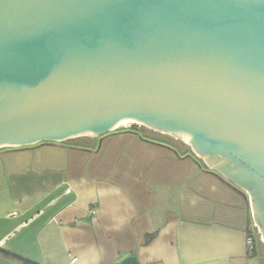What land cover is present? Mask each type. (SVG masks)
Returning a JSON list of instances; mask_svg holds the SVG:
<instances>
[{
	"label": "water",
	"instance_id": "1",
	"mask_svg": "<svg viewBox=\"0 0 264 264\" xmlns=\"http://www.w3.org/2000/svg\"><path fill=\"white\" fill-rule=\"evenodd\" d=\"M125 121L246 194L264 242V0H0V150Z\"/></svg>",
	"mask_w": 264,
	"mask_h": 264
},
{
	"label": "crops",
	"instance_id": "2",
	"mask_svg": "<svg viewBox=\"0 0 264 264\" xmlns=\"http://www.w3.org/2000/svg\"><path fill=\"white\" fill-rule=\"evenodd\" d=\"M176 141L122 128L1 149L0 264H264L248 196Z\"/></svg>",
	"mask_w": 264,
	"mask_h": 264
},
{
	"label": "rangeland",
	"instance_id": "3",
	"mask_svg": "<svg viewBox=\"0 0 264 264\" xmlns=\"http://www.w3.org/2000/svg\"><path fill=\"white\" fill-rule=\"evenodd\" d=\"M125 128H137V129H145V130H148V129H146V128L140 126V125H136V124H131L129 126H125ZM165 137L172 138L170 136H165ZM173 139H175V138H173ZM176 140H177L176 142H181L185 147H187L189 149V147L186 145L187 143L185 141H183V140H181L179 138H177ZM251 224H252V230H253L252 232H254L255 238H257V240L260 242V240H263L262 239L261 232H260L257 224L254 223V221H252ZM253 225H256L257 228H254ZM256 232H258L259 235L258 234L256 235ZM263 246H264V244H263Z\"/></svg>",
	"mask_w": 264,
	"mask_h": 264
},
{
	"label": "built area",
	"instance_id": "4",
	"mask_svg": "<svg viewBox=\"0 0 264 264\" xmlns=\"http://www.w3.org/2000/svg\"><path fill=\"white\" fill-rule=\"evenodd\" d=\"M254 228H257L256 225H253ZM252 224L250 225L249 227V236H248V239H247V243H248V246L249 248H251V246L253 245L254 241L257 240V238H255V234L254 232H252ZM258 234V232H256V235ZM259 235V234H258ZM75 260H71V262L73 263Z\"/></svg>",
	"mask_w": 264,
	"mask_h": 264
},
{
	"label": "bare ground",
	"instance_id": "5",
	"mask_svg": "<svg viewBox=\"0 0 264 264\" xmlns=\"http://www.w3.org/2000/svg\"><path fill=\"white\" fill-rule=\"evenodd\" d=\"M131 124H134V123L133 122H130V121H125V122H122V123L118 124L117 126L119 128H125V126H129Z\"/></svg>",
	"mask_w": 264,
	"mask_h": 264
}]
</instances>
